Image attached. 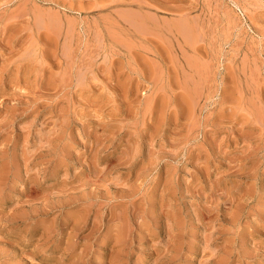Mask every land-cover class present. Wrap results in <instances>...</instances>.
Masks as SVG:
<instances>
[{
	"label": "rangeland",
	"instance_id": "1",
	"mask_svg": "<svg viewBox=\"0 0 264 264\" xmlns=\"http://www.w3.org/2000/svg\"><path fill=\"white\" fill-rule=\"evenodd\" d=\"M0 264H264V0H0Z\"/></svg>",
	"mask_w": 264,
	"mask_h": 264
}]
</instances>
